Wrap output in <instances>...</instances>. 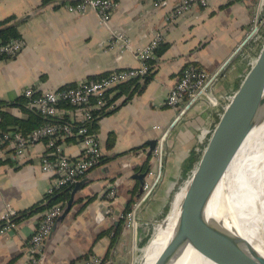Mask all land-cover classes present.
<instances>
[{"label":"crops","instance_id":"obj_1","mask_svg":"<svg viewBox=\"0 0 264 264\" xmlns=\"http://www.w3.org/2000/svg\"><path fill=\"white\" fill-rule=\"evenodd\" d=\"M112 1L110 20L102 24L96 12L72 13L63 0L45 5L42 0H0V21L13 17L24 43L18 56L0 59V102L6 104L4 112L20 120H28L32 110L27 103H9L25 99L27 88L41 93L137 67L135 52L156 37L154 51L163 50L159 56L153 51L149 59L148 82L137 80L140 87L144 84L141 92L132 87L128 92L114 89L109 93L110 100L117 97L96 117L94 132L102 151L100 163L70 187L60 202L62 213L45 241L42 264H85L90 256L103 259L106 255L107 264H119L131 260L133 250L145 245L149 226L170 207L171 185L181 177L184 160L191 152L199 156L205 146V139H197L199 131L212 129L218 121L213 107L199 101L174 127L166 140L158 189L140 208L135 231L123 224L110 248L119 221L114 213L123 212L141 188L135 176L148 158L147 142L157 139L175 115V109L166 104L169 91L189 65L208 72L216 69L243 38L250 15L248 0H208L205 7L194 5L170 23L168 15L179 0ZM117 31L124 33L130 50L121 49L112 39ZM242 68V61H233L224 79L212 87L216 108L223 104L226 93L237 90L244 77ZM58 116L73 120L76 112L61 107ZM44 150L43 144L37 145L20 162L10 160L0 166V223L6 206L17 215L15 228L0 235V264H28L27 243L45 210L22 214L43 202L52 182L40 169ZM60 152L76 159L81 152L79 140L63 142ZM109 188L116 191L111 202L105 197ZM104 207L110 213H101Z\"/></svg>","mask_w":264,"mask_h":264},{"label":"built area","instance_id":"obj_2","mask_svg":"<svg viewBox=\"0 0 264 264\" xmlns=\"http://www.w3.org/2000/svg\"><path fill=\"white\" fill-rule=\"evenodd\" d=\"M70 1L73 2L71 3ZM262 1L257 0L251 24L243 38L216 69L208 72L189 65L182 70L180 78L170 89L166 104L170 108L175 109V115L169 126L163 129L156 139V146L152 153L153 164L145 176L141 195L128 211L119 212L116 216L118 220L124 222V225L130 231H135L137 228V214L140 208L152 197L162 181L166 140L170 132L199 101H207V104L213 107L211 110L216 112L219 120L233 94L225 97L223 104L216 108L217 99L213 94L212 87L215 83L224 79L234 58L241 57L242 60H247L248 70L255 63L258 54L255 57L246 58L250 55V46L259 44L263 38L264 17L260 16ZM207 3L208 0H179L168 15V22L176 21L180 15L194 5L205 7ZM154 5L156 6L157 3ZM64 6L72 13H83L87 10H92L96 12L100 23L106 24L110 20L115 4L112 0H66ZM112 39L115 40V43L117 42L116 44L121 49L130 50V43L122 31L115 32ZM158 41L159 39L156 37L147 47L135 52L138 60L137 67L112 71L95 80H84L74 86L42 91L41 93H34L32 88L25 89L23 97L27 100V106L41 115L47 122L33 129L28 134L0 128V159H9L18 163L26 151L43 144L45 150L40 155V169L43 173L52 177V182L46 189L45 195H52L56 191L73 187L88 171L98 166L101 160L102 151L96 134L88 128V124L93 121L92 112L94 110L100 111L107 106L109 93L117 86L133 79L141 80L148 73L149 65L147 61L152 57ZM23 48L22 39H15L0 45V59L14 58L21 53ZM62 103L68 104L76 112V118L69 123H60L53 120L58 117V111ZM72 122L80 124L76 133L73 132ZM217 122L212 129L203 127L199 131L197 139L199 141L205 139V146ZM75 135L80 137L81 152L76 159H70L61 155L60 148L65 139ZM205 146L201 150L199 158ZM105 197L110 202L115 199V189L109 188L107 193H105ZM62 208V204L57 203L44 211L27 243L28 264H42L41 259L45 241L52 231L55 220L61 215ZM106 212L110 213L109 208ZM16 216V211L10 206H6L1 215L0 235H4L15 228ZM157 224L158 222L154 226ZM85 264H101V259L96 256H90Z\"/></svg>","mask_w":264,"mask_h":264},{"label":"water","instance_id":"obj_3","mask_svg":"<svg viewBox=\"0 0 264 264\" xmlns=\"http://www.w3.org/2000/svg\"><path fill=\"white\" fill-rule=\"evenodd\" d=\"M263 107L264 40L255 63L233 93L196 166L184 181L182 187L185 189L174 208L175 211L173 210L174 215L169 207L161 221L165 223L171 216L173 221L169 232L158 233L153 238L152 233L143 248L149 247L163 234L166 235L163 245L175 241L180 246L189 243L194 248H202L206 259L214 264H242L234 249L235 209L232 207V193L235 186V163L252 126L264 115ZM147 145L149 157L155 149L156 139L149 140ZM145 174L146 172L135 176L141 185L139 192L142 190ZM106 210V207L102 208L101 213H106ZM114 214L117 216L119 212ZM118 224L119 221H116L115 227ZM166 225L167 223L164 227ZM180 246L175 247L174 244V250H179ZM152 250L153 248L147 249L145 256ZM171 257L167 253L166 257L160 259L159 264H167ZM145 259L140 264H145ZM255 260L264 262V259H258L253 254L252 261L256 262ZM249 262L252 263L250 260Z\"/></svg>","mask_w":264,"mask_h":264},{"label":"bare ground","instance_id":"obj_4","mask_svg":"<svg viewBox=\"0 0 264 264\" xmlns=\"http://www.w3.org/2000/svg\"><path fill=\"white\" fill-rule=\"evenodd\" d=\"M235 165L232 207L234 206L233 209H235L233 222L236 257L239 261L241 260L242 264H264L262 261L255 260L257 263L252 261L253 254L258 259H264V115L252 126L243 142ZM184 189L182 187L175 194L170 206L172 211ZM172 221L171 216L168 217L165 222L166 227H164V222H160L155 227L152 238L164 231L168 233ZM165 240L166 235L162 234L149 247H145L138 264L145 257V264H159L160 259L166 257L167 253L172 255L167 264H214L206 259L202 248H194L189 243L180 246L178 241L163 245ZM174 244L175 247L180 246L179 250H174ZM149 248L153 250L145 256Z\"/></svg>","mask_w":264,"mask_h":264},{"label":"trees","instance_id":"obj_5","mask_svg":"<svg viewBox=\"0 0 264 264\" xmlns=\"http://www.w3.org/2000/svg\"><path fill=\"white\" fill-rule=\"evenodd\" d=\"M54 1H56V0H42V4L41 5H45V4L49 3V2H54ZM248 1H249V4H250V7L252 9H254L253 6H255L256 0H248ZM65 2H66V0H63V3H65ZM70 2L72 3L73 1H70ZM13 20H14L13 17H8V18L3 19V20L0 21V45H4V44H6V43H8V42H10L12 40H15V39H20V34H19L18 30H17L16 24H14L12 22ZM162 52H163V50L160 51V50H157V49L154 51L155 56H159L160 54H162ZM151 63H152V60H148L147 61L148 65L149 64L151 65ZM150 78H151V74H149V71H148V73L143 77L144 83L148 82V80ZM93 80H95V79L93 78ZM241 81H242V79H241ZM239 84H240V82L238 83V86H239ZM132 87H134L135 90H137V92H141L143 87H144V84L140 87V85L137 83V79H133V80H130V81L124 83V84H121V85L117 86L115 89H121L120 93H123V92H128L130 90V88H132ZM116 97L117 96H115L113 98V100L109 99L108 102L111 103L112 101H114V99ZM26 103H27L26 99H23V100L22 99H18L14 103H9V105L26 106ZM4 106H6V104L3 103V102H0V128L2 130H7V131L15 130V131H19V132H21L23 134H28L33 129H35V128H37V127H39V126H41V125H43L44 123L47 122L41 115H39L38 113H36L34 111L33 112L31 111V115H30L28 120L17 119L15 117L11 116L10 114L4 112L2 110V108ZM60 107L73 109L71 106H69L66 103H62L60 105ZM102 110H103V108H102ZM103 113L104 112H102L101 110L100 111L99 110H94L92 112L93 121L88 124V128H89V130L91 132H95V130H96V123H97V120H98V118H96V117L102 115ZM53 120L54 121H59L60 123H69L71 121L70 119H68L66 117H62V118L60 117V119H59V116L55 117ZM79 125L80 124L77 123V122H74L72 124L74 133H76L77 127ZM79 138L80 137L75 135L73 137L65 139L64 142L80 140ZM198 159H199V156H197L194 152H191L188 155V157L184 160V162L182 164V173L180 175L181 176V181L186 180L190 176V173H191V171L193 169V166L198 161ZM151 160H152V156H149L147 158V160L145 161V163L142 164V166L137 168L139 173L146 172V174H147V172L149 171V169L152 166ZM9 162H10L9 159H7V160H1L0 159V166L3 165V164L9 163ZM146 174H145V176H146ZM144 179H145V177H144ZM143 182H144V180H143ZM68 189L69 188H65V189H62L60 191H56L52 195H45L44 200H43V202L40 205H36L32 209L28 210L26 213H23L22 217L26 216L28 214H33V213H37V212H43L44 210L52 207L53 205L64 201L65 200L64 198L66 197L65 195L67 194V190ZM141 192H142V190L140 192H138L136 195L132 196V198L128 202L126 208L124 209V212L128 211L130 209L131 205L134 204L138 200V198L141 195ZM15 220H17V218ZM123 224H124V222L122 220H119V224L115 228L114 235L112 237L110 248L113 247L116 238L119 236V234H120V232L122 230ZM104 234H105V232L101 233L100 236H103ZM140 247H141V245H140ZM108 259H109V256L106 255L105 258L101 259V264H107V260Z\"/></svg>","mask_w":264,"mask_h":264},{"label":"rangeland","instance_id":"obj_6","mask_svg":"<svg viewBox=\"0 0 264 264\" xmlns=\"http://www.w3.org/2000/svg\"><path fill=\"white\" fill-rule=\"evenodd\" d=\"M256 2H257V0H256ZM253 8H254V6H253ZM262 10H260V16H262V18L264 17L263 15H264V0L262 1V6L260 7ZM253 14H254V9H252L251 7H250V15H249V22H248V25L246 26V29H245V32H247V30H248V28H249V26H250V24H251V19L253 18ZM259 15V14H258ZM262 33H263V38L261 39V42H259V44L257 43L256 45H251L250 46V51H249V53H250V55L246 58V59H249L250 57H255L257 54H258V50L260 51V49L259 48H261V45H262V43H263V40H264V26L262 27ZM258 49V50H257ZM247 50V49H246ZM256 51V52H255ZM236 60H239L240 62L242 61V69H243V71H242V77L243 76H245L244 74H246L247 73V70H248V66H247V60H242L241 59V57L239 58V57H237V58H234V60L233 61H236ZM232 61V62H233ZM232 64V63H231ZM244 78V77H243ZM229 96H231V93H226L225 94V97H229ZM177 182L176 183H173L172 185H171V187H172V195H174L175 196V194L180 190V188H182V186L184 185V181L185 180H183V181H181V177L179 178V176L177 177V180H176ZM174 196H173V198H174ZM173 200V199H172ZM171 205V204H170ZM168 212V210L163 214V215H161V217H160V219L158 220V221H156V222H158V224L162 221V219L164 218V216H165V214ZM156 222H154L153 224H152V226H149V228H150V236L152 235V233L154 234V231H155V227L158 225H156V226H154L155 224H156ZM150 236L147 238V240L150 238ZM147 242V241H146ZM144 246V245H143ZM143 247L141 246V247H139V248H137L136 250L134 249L133 250V254H131L130 255V258H131V260L129 259V260H124L123 262H120L119 264H138V262H139V260H140V258L142 257V255H143V250L145 249V248H143ZM135 256H136V258H135ZM135 258V260H133ZM134 262V263H133Z\"/></svg>","mask_w":264,"mask_h":264}]
</instances>
